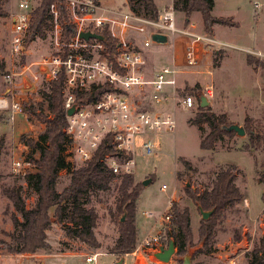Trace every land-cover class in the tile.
<instances>
[{"label":"rangeland","instance_id":"obj_1","mask_svg":"<svg viewBox=\"0 0 264 264\" xmlns=\"http://www.w3.org/2000/svg\"><path fill=\"white\" fill-rule=\"evenodd\" d=\"M10 1L0 0V65H5L9 58L7 34ZM16 1L18 0L13 3ZM30 2L37 5L38 0ZM100 3L104 8L114 11L130 10L129 0H100ZM256 4H259V8H256ZM213 15L231 18L233 25L214 24L211 28V35L229 47L208 49L202 56L200 65L193 68L196 71L194 75L187 76L191 83L181 82L176 98L190 94L192 89H200L201 93L207 96L210 102L208 107L216 116L226 115L228 122L240 126L244 125L246 118H251L254 120L255 129L264 130V72L255 71L254 66H250L247 61L249 55L264 61V0H217ZM177 17L180 25L185 24L186 19L182 13L177 14ZM189 22L195 23L199 32L205 31L201 15H195ZM130 37L135 38L138 47H142L143 36L133 33ZM158 46L156 44L145 51L149 65L166 64L163 59L165 51ZM31 51L36 59L57 53L53 27L48 31L46 39H34ZM7 71L6 66L3 70L0 68V98L8 96L11 99L8 93L11 85L5 80ZM15 84L16 94L26 100L25 114L12 122L9 111L0 110V141H3L0 158V238L3 239H9L8 233L14 230L11 219L14 207L3 194L2 188L21 186L27 207L34 206L37 196L25 184L24 174L14 171V164L30 161L33 164L31 173L37 171L32 159L38 158L39 152L29 147L26 140H37L46 127L33 114L34 111L50 114L48 101L44 96L47 90L45 83H38L33 87L27 83L23 87L22 81L18 79ZM208 89L212 90V96L208 94ZM178 103L172 99L165 108L167 111H175L177 129L174 133L152 132L146 137L138 136L137 139L139 145L145 138L152 139L157 144L155 156L139 155L137 158L138 166L134 175L136 182L142 183L146 179L155 178L148 187L142 189L138 200L137 223L140 230L137 247L145 237L158 231L165 233V246L173 240L171 233L174 226L165 219L170 213L168 202L175 194L171 202L190 211L195 244L188 252L191 255V264H246V253L252 249L254 242L264 235V183L260 179L263 172L261 164L264 160V148L253 147L249 135L241 137L236 134L232 138L223 137L212 150H203L201 143L210 129L208 126L201 129L192 123L200 112L198 105L193 110L186 111ZM29 107L32 110H28ZM227 167H232L236 172V184L244 200L230 210L224 221L218 224L213 251L207 254L198 253L196 251L201 247V243L197 239V229L202 215L188 197L186 189L192 188L198 193L210 189L220 169ZM68 184L69 175L61 172L58 191L61 192ZM115 184L116 182L109 191L92 195L88 205L95 208L99 216L95 228L101 243L99 248H93L67 236L63 226L53 217V224L47 230L50 248L41 249L35 254H9L5 247L0 245V264H86V256L96 252H101L96 264H116L119 259L109 252L118 237V224L116 218H113L117 207ZM163 186H166L167 190H163ZM144 213L152 215L147 216ZM51 215L53 216V211ZM238 235L241 238L236 240ZM141 252L139 250L135 258L132 255L126 256L127 264H184L185 255L179 256L176 252L170 261L159 259L147 247Z\"/></svg>","mask_w":264,"mask_h":264},{"label":"built area","instance_id":"obj_2","mask_svg":"<svg viewBox=\"0 0 264 264\" xmlns=\"http://www.w3.org/2000/svg\"><path fill=\"white\" fill-rule=\"evenodd\" d=\"M70 14V24L76 29V35L68 42H61L62 26L56 4L50 7L52 24L56 36V54L36 59L28 43V35L33 24V5L30 0H18L8 13L9 58L5 62L8 68L5 80L11 85L8 96L0 98V110L9 111L12 122L16 116L25 114V98L16 94L15 82L20 79L23 87L30 83L48 84L65 76L62 88V100L67 125L65 152L66 161L72 166H81L90 162L100 150H107L100 162L104 168L116 177L135 175L139 155L152 157L157 154V144L145 138L138 144V136L146 137L152 132H172L177 129L175 111L165 108L170 100H177L183 110L199 107L200 96L183 95L177 99L180 88V75L185 68L200 65L202 56L208 49L229 47L212 35L197 30L195 23L180 25L177 11L173 5L160 11L157 19L146 18L127 11L105 9L95 0H64ZM259 8V4H256ZM107 29L118 41L112 53L103 42L85 41L80 32ZM143 36L142 47H138L130 34ZM155 34L167 36L168 43L175 51L176 46L184 49V62L175 56L171 62L159 67L148 64L145 51L156 43ZM259 55V54H258ZM184 68V69H183ZM97 87H108L95 101L77 102L78 94H91ZM208 94L213 95L211 89ZM177 105V104H176ZM75 108L72 115L68 111ZM164 107V110H163ZM33 164L30 161L16 162V173L31 174ZM29 170V171H28ZM167 190L166 186L162 187ZM175 194L168 202L170 213L167 222H172L171 208ZM151 216V213H144ZM149 236V237H148ZM132 252L125 257L138 256V252L147 247L155 254L167 239L163 231L148 235ZM101 252L92 253L85 258L86 264H96ZM142 255V254H141Z\"/></svg>","mask_w":264,"mask_h":264},{"label":"trees","instance_id":"obj_3","mask_svg":"<svg viewBox=\"0 0 264 264\" xmlns=\"http://www.w3.org/2000/svg\"><path fill=\"white\" fill-rule=\"evenodd\" d=\"M100 2V0H95ZM217 0H174L173 7L185 15V26L189 25L191 17L199 14L202 17L205 31L211 35V28L214 24L223 26L233 25L231 18L215 17L213 10ZM56 4L59 13V22L62 26L61 42L68 43L77 32L76 27L70 24V14L64 0H38L33 10V24L28 35V42L40 38L46 39L48 31L53 27V18L50 14V7ZM130 10L146 18L157 19L160 10L154 0H129ZM5 15V13H3ZM105 36L107 43H104L109 51H115L118 41L114 39L107 29L98 31ZM248 64L254 66L255 71L264 72V61L251 55L247 58ZM3 70L5 65H0ZM65 76L48 84L44 96L48 101L49 115L36 113L34 115L45 124V130L38 139L26 140V143L33 150L39 152V157L32 159L36 172L24 176L25 184L36 194V201L33 207L28 208L24 197L23 188L3 186V194L11 201L14 213L11 219L14 230L8 233L9 239L0 238V245L4 246L9 254H35L41 249L50 248L47 230L55 221L61 224L72 239L80 240L93 248H99V242L95 228L99 216L93 207H88L92 195L109 191L114 182L117 193L116 218L118 224V237L109 252L117 256V260L126 253L137 248L139 241L138 200L144 188L143 182H136L134 175L116 177L111 171L104 168L100 159L107 150L98 151L94 158L79 167L72 166L66 161L64 155L66 135L64 129L67 125L65 110L62 100V88ZM108 87H97L91 94H78L77 102L95 101ZM200 89H192L191 95L200 96ZM200 112L192 121L199 128L208 126L210 131L201 143L203 150H212L218 141L223 137H234L235 132H228L221 129L222 126H231L226 115L216 116L211 112L210 107L201 108ZM28 110H32L31 107ZM0 117V121H1ZM246 135L250 136V144L253 147L264 148V130L255 129L254 120L246 118L243 125ZM3 141H0V158ZM32 157V156H31ZM183 162L190 166L187 162ZM261 182L264 183V160L261 164ZM61 172L69 175V184L61 192L58 191V184ZM153 177V181H154ZM237 175L232 167L222 168L217 173L210 189L202 193L186 189L189 198L196 204L199 212L213 211L208 220H201L197 229V239L201 247L198 253H210L216 242L217 226L224 221L227 213L238 203L244 200L243 194L236 184ZM53 211V216L51 215ZM172 224L174 230L172 238L176 245V254L184 256L188 254L189 248L194 246V230L190 211L188 208L181 209L178 204L173 203L171 208ZM126 214L124 221L122 216ZM202 215V214H201ZM241 238L240 235L236 240ZM246 264H264V235L254 242V246L246 253Z\"/></svg>","mask_w":264,"mask_h":264},{"label":"water","instance_id":"obj_4","mask_svg":"<svg viewBox=\"0 0 264 264\" xmlns=\"http://www.w3.org/2000/svg\"><path fill=\"white\" fill-rule=\"evenodd\" d=\"M80 38L85 40V41L97 40V41H100L103 43L108 42L105 36L98 34V33H93L90 31L80 32ZM153 41L157 45H162V46L167 45V43H168L167 36H165L163 34H155L153 36ZM200 101H201V108H206L210 104L207 96L204 95L203 93L200 95ZM74 110H75L74 107L72 109H70L68 111V115H72L74 113ZM221 129L224 131H228V132H235L238 136H241V137L246 136V131H245L244 127L237 125V124H233L231 126H222ZM152 182H153L152 179H146L143 181V185H144V187H148ZM188 186H190V184ZM201 214H202L203 220H208L211 217V215L213 214V211L204 212L201 210ZM125 218H126V214H124L122 216L121 221H124ZM175 252H176L175 241L170 240L168 246L162 245L159 247V251H157L155 253V256L158 257L159 259L163 260V261H170L172 256L175 254ZM123 260H124V258L122 257L118 262H122ZM183 262H184V264H191V255L186 254L183 257Z\"/></svg>","mask_w":264,"mask_h":264},{"label":"crops","instance_id":"obj_5","mask_svg":"<svg viewBox=\"0 0 264 264\" xmlns=\"http://www.w3.org/2000/svg\"><path fill=\"white\" fill-rule=\"evenodd\" d=\"M154 2H155V4H156V6L158 7V9L161 11L162 9H164V8H166V7H169V6H172L173 5V3H174V0H154ZM105 9H108V10H111V9H109V8H106L105 7ZM177 12H179V11H177ZM179 13H181V12H179ZM179 13H177V14H179ZM183 14V13H182ZM195 15H198V14H195ZM195 15H193L192 17H191V19L195 16ZM183 16H184V18H185V15L183 14ZM186 19V18H185ZM190 19V20H191ZM191 23H193V22H191ZM154 46V45H153ZM152 46V47H153ZM168 47H164V46H162V45H159L158 47H159V49H163V51H165V54L163 55L164 57H163V59H165L166 61V63H168V62H171L172 60H173V58L175 57V56H179V62H184V49H183V47L181 46V45H179L178 44V46H176V48H175V51L172 49V47L170 46V45H167ZM164 61V60H163ZM150 66H152V67H158V66H160V65H157V64H150ZM185 70V72L183 73V74H181L180 75V79H179V83L181 84V82L182 83H184V84H186L187 82H189V83H191V79L188 77L187 78V76L188 75H194L193 73H195L196 71H194L193 70V68H186V69H184ZM200 100V99H199ZM200 103H201V101H199ZM200 106H201V104H200ZM18 116H21V115H18ZM18 116H16V118L18 117ZM16 120V119H15ZM140 230V229H139ZM134 264V263H133Z\"/></svg>","mask_w":264,"mask_h":264}]
</instances>
